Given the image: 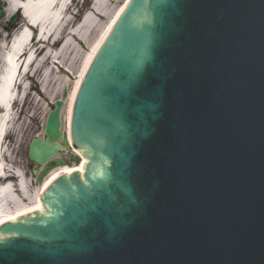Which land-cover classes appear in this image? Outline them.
<instances>
[{"label": "water", "instance_id": "95a60500", "mask_svg": "<svg viewBox=\"0 0 264 264\" xmlns=\"http://www.w3.org/2000/svg\"><path fill=\"white\" fill-rule=\"evenodd\" d=\"M63 105L31 144L40 166L71 150ZM72 140L85 173L0 223V264H264V0H132Z\"/></svg>", "mask_w": 264, "mask_h": 264}, {"label": "bare ground", "instance_id": "6f19581e", "mask_svg": "<svg viewBox=\"0 0 264 264\" xmlns=\"http://www.w3.org/2000/svg\"><path fill=\"white\" fill-rule=\"evenodd\" d=\"M4 1L9 15L21 13L25 24L29 21L32 22L38 31V37L44 42L41 48L48 50L43 59L40 60V56L37 55L30 42L32 31L28 28L22 29V31L20 30L10 42L5 39L0 40V176L3 175V178H0V223L21 218L27 214L40 212L42 210L41 195L57 177L64 174L65 171L71 173L75 171L84 172L86 159L83 160L82 164L74 167L63 166L55 169L48 175L37 191L32 190L34 181L29 176V173L22 168L17 169V172L20 174V180H18L15 177L12 166L9 164L6 165L4 162L5 157H11L8 147H6L5 135L15 123L12 103L15 97L18 100L20 99V94L17 95V87L19 84L25 85L28 80L34 84L35 75L30 77L27 72L33 68L38 72L45 64L49 63L48 57L51 51L49 50L51 41L58 40L55 44V46H58V51L52 57V64L54 62L59 64L58 68L60 71L61 68H64L65 71H72L69 63L64 60L65 58H70L73 61V65H76L78 54L83 49L90 50L89 54L84 56V60L86 61L80 76V80H82L93 57L108 35V29L106 31V28L104 30L101 28L103 32L100 33V39H95L94 34L100 26L98 20L102 16H107L110 13V11L107 12L110 0H95V4L93 1L94 7L92 8V14L87 15L82 24L83 27L77 28L74 30V33H71V17L66 10L67 0ZM125 7L123 6L121 8L118 13L119 16ZM92 16H95L96 19ZM55 75L54 72L51 73L48 70L44 87L47 90L50 85H53L52 92L56 95L59 90L61 92L63 91V86H60L61 82L58 83L63 78H57ZM67 79H65L66 83L69 82V79L68 81ZM80 80L77 82L76 89L70 94L68 99V105H70L69 117L71 116L72 105L80 85ZM25 93L26 88L23 90V96Z\"/></svg>", "mask_w": 264, "mask_h": 264}, {"label": "rangeland", "instance_id": "374dc122", "mask_svg": "<svg viewBox=\"0 0 264 264\" xmlns=\"http://www.w3.org/2000/svg\"><path fill=\"white\" fill-rule=\"evenodd\" d=\"M126 2L127 0H110L108 10H107V12L110 11V13H108L107 16H102L100 20H98L100 26L98 27V29L96 30L94 34L95 39H100L99 38L100 33L103 32L101 28H103V30L104 28H106V31H107V29H109L112 26L119 11L126 4ZM80 6H81V3H80ZM93 6H94L93 0H86L83 6V8H85L83 13L86 12L87 10H90ZM11 18L12 16L9 15L5 20L0 22V40L4 39L10 34L12 35V32L13 34L16 33L20 29L21 25L23 24V19L21 18L18 21V24L16 26L12 25L11 27L10 25ZM8 28L10 30L9 33L7 32ZM89 52H90L89 49H83L78 54L76 65H73V61L70 58L64 59L65 61L69 63V65L71 66L72 72H73L72 79L68 83H66L63 75L54 74L57 78H63L62 80L58 82V83L61 82L60 86L61 85L63 86V89H64V90L62 89L63 92L59 90L58 94L55 95V93L52 92V89L54 86L50 85L44 93L42 90L44 86H42L41 74L38 73V75L35 77L34 86L36 87H35V90L33 89L34 91L32 90L33 92H31V95H28V99L25 105L27 106L26 108L27 111L25 113L26 119L22 126L23 127V137L20 141L21 144L18 145L19 147L16 148V151H18V154H16V151L14 152V155L16 154V158L13 164L15 168L20 167L24 169L27 173H29L30 177L34 181V185H32V190L37 191L40 188V186L38 185L36 177L34 176V171L38 167L36 166V164L30 161L29 156H28V149H29L30 142L36 136H39L42 134L44 135L46 119H47V115L49 111L51 110L52 103L56 99L62 98L65 90L68 92V96H70V94L74 91L76 87V81L78 77L81 76L84 63L86 61L84 60V56L89 54ZM68 106L69 105L67 104L64 110L63 117L65 118V120H68V116H69ZM69 166H74V164L69 165Z\"/></svg>", "mask_w": 264, "mask_h": 264}]
</instances>
